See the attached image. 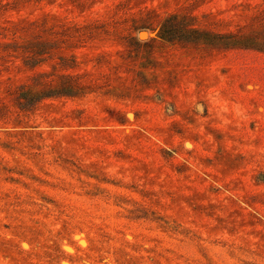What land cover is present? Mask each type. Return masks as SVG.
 Masks as SVG:
<instances>
[{
  "label": "rangeland",
  "instance_id": "1",
  "mask_svg": "<svg viewBox=\"0 0 264 264\" xmlns=\"http://www.w3.org/2000/svg\"><path fill=\"white\" fill-rule=\"evenodd\" d=\"M0 264H264V0H0Z\"/></svg>",
  "mask_w": 264,
  "mask_h": 264
}]
</instances>
